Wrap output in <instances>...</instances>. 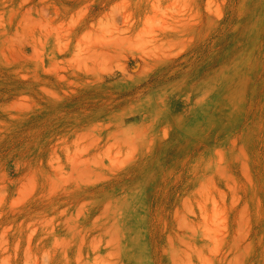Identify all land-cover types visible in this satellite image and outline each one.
I'll return each mask as SVG.
<instances>
[{"label": "rangeland", "instance_id": "1", "mask_svg": "<svg viewBox=\"0 0 264 264\" xmlns=\"http://www.w3.org/2000/svg\"><path fill=\"white\" fill-rule=\"evenodd\" d=\"M0 264H264V0H0Z\"/></svg>", "mask_w": 264, "mask_h": 264}]
</instances>
